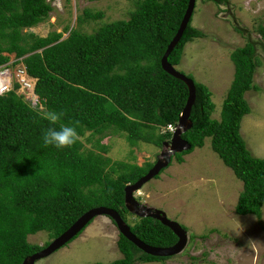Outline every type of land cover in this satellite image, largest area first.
<instances>
[{"label": "trees", "instance_id": "trees-1", "mask_svg": "<svg viewBox=\"0 0 264 264\" xmlns=\"http://www.w3.org/2000/svg\"><path fill=\"white\" fill-rule=\"evenodd\" d=\"M187 4L188 0H136L127 19L104 23L91 34L73 28L62 38L57 31L46 36L21 32L49 16V1L0 0V65L8 62L10 53L20 58L27 74L36 79L34 94L42 106L34 108L17 94L18 84L0 95V264H20L94 206L110 207L127 220L131 213L124 206V186L147 170L131 164L114 177L108 167L113 172L117 162L88 149L83 141L65 149L44 146L41 137L49 124L41 114L55 110L64 113L63 123L79 122L81 136L89 133L87 141L97 136L92 145L103 153L108 147L100 139L110 131L125 132L131 143L161 146L170 132L152 130L176 123L188 96L186 84L160 65ZM83 15L96 19L102 13L85 9ZM256 30L264 40V23ZM201 35L190 19L168 61L178 64L185 43ZM254 48V42L247 40L231 52L234 75L219 119L210 116L211 91L194 81L192 124L182 133L191 147L177 158L183 161V154L203 146L210 136L212 149L242 181L235 206L240 215H259L264 205V158L251 153L240 133L241 119L250 111L244 94L256 88ZM129 225L149 245L169 246L177 240L151 217H138ZM38 231L47 232L50 239L43 246L27 239ZM117 247L122 257L95 264H136L168 257L141 251L121 233Z\"/></svg>", "mask_w": 264, "mask_h": 264}, {"label": "rangeland", "instance_id": "rangeland-1", "mask_svg": "<svg viewBox=\"0 0 264 264\" xmlns=\"http://www.w3.org/2000/svg\"><path fill=\"white\" fill-rule=\"evenodd\" d=\"M52 6L49 16L38 24L23 28L22 33L46 36L52 31L66 37L71 29L91 34L100 25L118 19H127L136 0H47ZM217 4L212 0H196L191 25L202 35L185 43L175 68L205 84L214 103L211 117L219 119L222 102L234 75L231 52L247 40L254 42L257 59L252 82L244 97L250 111L240 122V133L247 148L257 157L264 158V40L256 30L264 23V0H228ZM85 9L102 13L100 18L89 19ZM78 17L81 20H78ZM234 26L242 29L238 32ZM7 54V53H4ZM1 74L8 73L11 83L18 84L15 92L39 110L37 96L32 93L36 80H32L20 58L8 54ZM2 74V75H3ZM30 83L29 86L24 85ZM161 127L152 130L159 134ZM147 132V130L145 131ZM82 137L85 147L102 153L117 162L111 176L129 168L131 164L145 170L153 163L163 146L137 141L131 143L126 133L107 132L100 139L107 145L106 153L96 149L92 140ZM173 155L172 162L160 174L146 182L134 193L136 199L147 206L164 210L170 219L179 222L188 232V241L181 252L158 261H137L136 264H264V205L260 214L240 215L235 206L243 184L211 147V137H205L201 147L182 155ZM177 160V161H176ZM122 163V164H121ZM126 222L134 223L138 217L126 214ZM118 229L106 215L95 216L72 241L38 259L34 264H95L107 263L122 257L117 247ZM30 243L43 246L50 240L47 232L38 231L27 237Z\"/></svg>", "mask_w": 264, "mask_h": 264}, {"label": "water", "instance_id": "water-1", "mask_svg": "<svg viewBox=\"0 0 264 264\" xmlns=\"http://www.w3.org/2000/svg\"><path fill=\"white\" fill-rule=\"evenodd\" d=\"M195 3L196 0H188V4L180 24L160 59L161 68L165 72L186 84L188 96L184 107L179 114L177 125L174 132L171 134V138L162 142L163 150L159 153L152 166L136 181L127 183L124 186V206L128 212L138 217H151L158 220L174 233L177 240L169 246L149 245L130 230V225L121 217L118 211L104 205H99L85 211L65 231L51 239L46 246L25 256L20 264H34L38 259H41L63 247L77 234L81 233L91 220L98 215H106L109 217L114 222L119 233L147 254L167 257L178 254L183 250L188 241L187 230L179 222L170 219L164 210L140 203L136 199L134 193L141 189L146 182L157 176L162 169L166 168L174 154L188 150L191 147V144L182 137V133L189 129L192 124L189 117L196 99L195 82L193 78H190L186 74L178 71L175 66L168 61V56L180 40L189 20L191 19Z\"/></svg>", "mask_w": 264, "mask_h": 264}, {"label": "clouds", "instance_id": "clouds-1", "mask_svg": "<svg viewBox=\"0 0 264 264\" xmlns=\"http://www.w3.org/2000/svg\"><path fill=\"white\" fill-rule=\"evenodd\" d=\"M1 67H5V64L0 65V68ZM31 78H33L32 80H36L34 77H31ZM12 87L13 85L11 83V87L7 91L12 89ZM7 91L0 93V95L5 94ZM32 93L34 94V88H33ZM63 116H64V113L56 112L55 110H47L41 114V118L43 120H46L49 124V126L43 130L42 137H41L44 146L46 147L54 146L57 149H65V148H71L78 142L82 141L81 133L78 131L79 122L63 123L62 122ZM169 124H174L176 127L177 121L176 123H169ZM167 125L165 127H161L159 133L170 132V134H172L175 128L173 131L168 130ZM170 138H171V135H170ZM170 138H167L165 140H168Z\"/></svg>", "mask_w": 264, "mask_h": 264}, {"label": "built area", "instance_id": "built-area-1", "mask_svg": "<svg viewBox=\"0 0 264 264\" xmlns=\"http://www.w3.org/2000/svg\"><path fill=\"white\" fill-rule=\"evenodd\" d=\"M2 74L0 72V93L5 92L9 89V84H8L9 76L7 75L8 73H5L3 75ZM24 85L29 86L30 83L25 82ZM174 128H175L174 124H168L167 125L168 130L173 131Z\"/></svg>", "mask_w": 264, "mask_h": 264}, {"label": "flooded vegetation", "instance_id": "flooded-vegetation-1", "mask_svg": "<svg viewBox=\"0 0 264 264\" xmlns=\"http://www.w3.org/2000/svg\"><path fill=\"white\" fill-rule=\"evenodd\" d=\"M172 157H173V156H172ZM176 161H177V160H176ZM171 162H172V158H171ZM171 162H170V164H171ZM170 164H169V165H170Z\"/></svg>", "mask_w": 264, "mask_h": 264}, {"label": "crops", "instance_id": "crops-1", "mask_svg": "<svg viewBox=\"0 0 264 264\" xmlns=\"http://www.w3.org/2000/svg\"><path fill=\"white\" fill-rule=\"evenodd\" d=\"M182 160H184V159H182ZM178 162V161H177ZM183 161H181V162H179V163H182Z\"/></svg>", "mask_w": 264, "mask_h": 264}]
</instances>
